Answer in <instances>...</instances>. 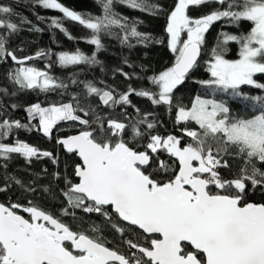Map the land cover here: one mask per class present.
Wrapping results in <instances>:
<instances>
[{
	"label": "snow or ice",
	"instance_id": "1",
	"mask_svg": "<svg viewBox=\"0 0 264 264\" xmlns=\"http://www.w3.org/2000/svg\"><path fill=\"white\" fill-rule=\"evenodd\" d=\"M95 2L102 15H86L59 0H35L45 9L59 10L63 18L91 30L87 43L95 46V52L86 55L79 49L62 51L58 54L61 66L100 64L97 53L104 49L102 33L116 35L121 44L129 47L134 46L133 39L137 43L150 42L149 34L138 31L137 25L142 21L130 22L128 17L115 10V5H126L151 14L164 11L162 5L149 0ZM208 3L224 7L199 18L189 15L190 7ZM0 14H3L0 16V30L7 33L0 32V61L10 58L21 65L8 74L9 80L19 89L47 92L66 87L45 71L23 66L33 57L19 58L6 47L8 37L20 30L17 23L7 19L15 14L14 9L0 4ZM167 16L169 48L176 58L171 67L149 77L157 91L137 90L129 85L117 99L115 89H100L88 82L87 94L98 96L104 105L110 107L130 105V96L136 95L148 98L153 105H166L169 112L175 108L177 123L194 122L198 125L199 130L183 129L192 142L182 144L183 137L148 133L145 150L138 151L135 146H130L129 139H125L126 130H130L131 140L142 138L146 133L141 125L149 130L156 127L148 119L152 113L143 114L131 124L117 119L105 121L98 115L91 121L86 117L94 109L82 106L75 96L74 102L49 106L33 103L26 108L31 120L38 118L36 130L49 138L61 121L79 122L84 126L76 135L57 139V144L69 153H77L82 161L74 170L79 182L73 183L65 178L67 189L62 190V194L69 207L102 216L119 234L121 243L127 245L128 254L121 252L119 245L108 246L109 241L101 235L100 225L92 224L88 230H74L59 216L31 202L28 206L0 203V264H264V203L245 199L249 184L253 188H264V170L257 167V162L264 164V95L249 97L240 90L242 85L264 89V83L255 79L257 74H264V0H176ZM221 20L232 24L247 21L252 26L247 34H221L223 40H217L207 62L211 78L200 83L214 90H231L233 96L258 104L260 114L250 119L230 117V109L225 103L200 96L195 98L191 107L174 104L175 91L198 67L205 34L214 22ZM21 23L31 25L27 18H21ZM51 26L60 29L69 39H75L63 27L61 19L53 18ZM113 27L119 28L123 35L113 33ZM30 30L39 32L42 29L31 25ZM185 34L186 39H182ZM229 41L239 44V59L226 58L224 45ZM46 54L38 52L37 56ZM122 74L131 78L128 73ZM72 82L76 83L75 80ZM0 94L9 95L8 89L0 88ZM4 107L0 103V114ZM10 107L16 109L19 105L11 104ZM136 111L140 112L138 108ZM14 128L33 130L29 123L20 120L0 122V158L7 161L11 154H19L29 163L34 157H47L58 163L51 151L19 139L14 143L2 142ZM232 150L244 159L245 166L234 178L226 179L220 170L231 168L228 158L233 155ZM160 151L175 158L178 170L159 159L156 154ZM153 164L155 168L149 171ZM248 165H251V172ZM157 171L171 172L172 175L167 181H160L154 178ZM53 176L59 179L60 174L56 172ZM12 179L21 184L20 180ZM5 190L6 187L0 188V191ZM44 190L48 191V188ZM26 191L35 189L29 186ZM17 209L28 213V217L19 214ZM61 215L76 218L75 212L69 213L67 208ZM129 235H140V240L127 238Z\"/></svg>",
	"mask_w": 264,
	"mask_h": 264
},
{
	"label": "trees",
	"instance_id": "2",
	"mask_svg": "<svg viewBox=\"0 0 264 264\" xmlns=\"http://www.w3.org/2000/svg\"><path fill=\"white\" fill-rule=\"evenodd\" d=\"M65 6L84 14L102 15L100 6L95 0H59ZM150 3H158L163 6L164 11L157 14L142 12L139 9H131L126 5H115V10L122 16L128 17L129 21H142L137 25L138 31L149 34L151 40L148 43H137L135 39L131 41L134 45L129 47L127 44H121L120 39L116 35L101 34L104 49L97 53V59L100 64L89 65L79 64L70 66H61L58 62V54L62 51L74 52L77 49L86 55L95 52V46L87 43L91 36V30L80 25L78 22L70 21L63 18V14L56 9H45L42 5L35 3V0H0V4L10 6L14 9L15 14L7 17L11 22L17 23L20 30L8 37L6 47L14 51L19 58L32 56V60L26 61L25 67H35L38 70L45 71L57 83L62 82L66 87L55 88L47 92L38 89H19L9 80L8 74L16 68L17 65L10 58L6 61H0V88H7L9 95L0 94V103L5 106L0 114V122L3 120H20L22 123H29L32 131L25 129H13L9 136L5 137L2 142L14 143L16 139L27 142L36 146L41 150L51 151L58 158V163H53L52 159L47 157L32 158L29 163L19 154H11V158L5 161L0 158V203L8 206L9 204L19 203L28 206L29 202L45 209L56 216H59L65 223L70 225L74 230H88L92 224L101 226V235L109 241V247L119 245V250L128 254L127 245L121 243V237L110 225H107L104 218L96 213H85L81 209H73L69 207L66 198L62 194V190L67 189L65 178L73 183L77 182L75 177V166L80 164V160L75 153H69L63 147L57 144V139L70 134L78 133L84 126L79 122L61 121L55 129L51 138L46 137L41 131L36 130L38 127V118L31 120L26 112V108L33 103H41L42 106H49L53 103H69L74 102L73 97H77L81 105H88L94 112H91L87 119L94 121L96 116H100L105 121L107 119H117L122 122L131 124L140 119L145 113H152L148 119L156 124L154 129H147L145 125H141L142 131L146 134L142 138L131 140L130 130H126L125 139L130 140V146H135L138 151L145 150L144 146L149 142L148 133L153 135L159 134L167 136L169 134L183 137L182 144L190 143L191 138L187 137L183 129L192 128L199 130L198 125L194 122L177 123L175 116L176 110L168 111L166 105H153L146 97L136 95L130 96L131 104H117L114 107L104 105L98 96L88 95L86 84L91 82L100 89H115L117 99L119 94L126 92L129 85L137 90L141 88L157 91L156 86L151 84L149 77L159 74L161 71L171 67L176 58V54L172 53L169 48V35L166 32L168 16L176 0H149ZM224 7L216 3H208L198 7H190L189 15L199 18L208 14L216 8ZM3 14H0L2 16ZM38 17H44L43 20ZM21 18H27L31 21V25L42 29L37 32L30 30L31 25L21 23ZM59 18L63 27L75 37L69 39L68 36L53 26L51 20ZM251 22L241 21L239 24H232L229 21L221 20L214 22L205 34V44L201 48V55L198 59V67L189 73V79L185 81L174 93V104L178 103L186 107H191L197 96L206 100H216L223 102L230 109V117L240 119H250L260 114V106L243 97H235L231 94V90L227 92L206 87L200 81L211 78L208 72L207 62L211 59L210 50L216 46L217 40H223L222 33L227 32L233 35L247 34L251 29ZM5 32V30H0ZM113 33L123 32L116 27L112 29ZM186 39V34L182 36ZM224 47L227 49V59H239V44L229 41ZM38 52H45L46 55L37 56ZM127 60V63H125ZM122 72L128 73L131 77L126 78ZM258 82L264 83V74H257L255 77ZM75 80L76 83L72 81ZM246 96L264 95V89H257L250 85H242L240 89ZM15 92V95L11 93ZM11 104H17L19 107L13 109ZM139 109L138 113L136 109ZM83 115L82 113H80ZM229 157L230 169H221V175L226 179H232L242 167L245 161L242 157L235 154ZM159 159L167 161L172 168L178 170V163L175 158L163 151L156 154ZM7 165L4 167L3 165ZM248 171L251 172V165H248ZM257 167L264 170V164L257 162ZM155 164L149 168L152 171ZM45 170H47L45 172ZM59 172V179H55L53 174ZM172 175L171 172L157 171L154 178L160 181H167ZM21 181V184L15 183L12 178ZM23 185V186H22ZM31 186L35 191H26ZM45 187L48 191H45ZM213 191H219L213 189ZM245 199L247 202L264 203V188L257 186L253 188L250 184L246 190ZM67 208L72 215H61L62 210ZM26 218L28 215L22 213ZM138 233L139 230H136ZM130 239L140 240V235L127 236ZM140 242H143L142 240Z\"/></svg>",
	"mask_w": 264,
	"mask_h": 264
},
{
	"label": "water",
	"instance_id": "3",
	"mask_svg": "<svg viewBox=\"0 0 264 264\" xmlns=\"http://www.w3.org/2000/svg\"><path fill=\"white\" fill-rule=\"evenodd\" d=\"M199 59V58H198ZM79 133V132H78ZM78 133H74V134H70V135H76V134H78ZM68 136V135H67ZM64 137H66V136H64ZM60 138H63V137H60ZM63 147V146H62ZM63 149L64 150H66L64 147H63ZM67 151V150H66ZM76 154V156L78 157V159L80 160V164L82 163V161H81V159H80V157L78 156V154L77 153H75ZM178 163V162H177ZM76 177V176H75ZM77 178V182L76 183H78L79 182V178L78 177H76ZM6 206V205H5ZM17 211H18V213L19 214H21V215H23L22 213H24L23 211H22V209H17ZM25 215H29L28 213H24ZM140 231V230H139Z\"/></svg>",
	"mask_w": 264,
	"mask_h": 264
},
{
	"label": "rangeland",
	"instance_id": "4",
	"mask_svg": "<svg viewBox=\"0 0 264 264\" xmlns=\"http://www.w3.org/2000/svg\"><path fill=\"white\" fill-rule=\"evenodd\" d=\"M41 133L43 134V132L41 131Z\"/></svg>",
	"mask_w": 264,
	"mask_h": 264
}]
</instances>
